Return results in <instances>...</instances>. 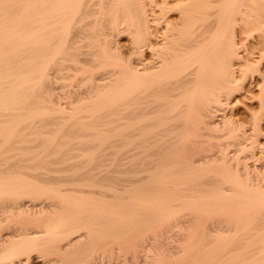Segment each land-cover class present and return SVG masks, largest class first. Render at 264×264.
Here are the masks:
<instances>
[{
    "label": "bare ground",
    "instance_id": "6f19581e",
    "mask_svg": "<svg viewBox=\"0 0 264 264\" xmlns=\"http://www.w3.org/2000/svg\"><path fill=\"white\" fill-rule=\"evenodd\" d=\"M246 1L264 10L186 0L179 31L163 21L153 45L130 0H0V264H139L138 251L145 264H264V183L243 156L262 145L264 99L244 119L250 142L219 113L240 59L225 34ZM257 14L246 23L264 31ZM119 25L151 60L119 53ZM171 226L174 247L158 234Z\"/></svg>",
    "mask_w": 264,
    "mask_h": 264
},
{
    "label": "rangeland",
    "instance_id": "374dc122",
    "mask_svg": "<svg viewBox=\"0 0 264 264\" xmlns=\"http://www.w3.org/2000/svg\"><path fill=\"white\" fill-rule=\"evenodd\" d=\"M131 2H135V4L137 5V6H139V7H136L135 5H134V3L132 4L133 5V7L135 6V8H137V11H139V12H136L138 15H140V16H138V17H140L141 18V13H142V15L145 17V19H146V23H147V21H149L148 23H147V26H148V28L151 30V31H153L152 33H154V34H157L158 32L159 33H162L163 31L162 30H164V27L166 28V23H164V22H167V23H171L172 24V27L174 28V27H176V29H172V30H174V31H172V32H175V33H177L178 31H179V29L178 28H180L179 27V23L181 22V9L180 8H177L178 6H180V5H182L181 3L182 2H184V1H186V0H164L165 2H166V4H164L165 2H163V4H162V1L163 0H130ZM139 1H142V2H139ZM161 1V2H160ZM167 1L169 2L168 4H167ZM211 5L213 4L214 5V3L212 2L211 3V0H207ZM218 3H220L219 1H218ZM246 4H244L245 6H243V4H242V6L243 7H245V9L243 8V7H240V13L241 14H236L235 13V16L236 17H234V18H237L236 20H235V22H232V26L230 25L229 26V28H228V30L229 31H226V34H225V40L227 41V42H225V43H229V40H230V42H234L233 44H234V46H235V52L237 53V56H239V60L237 59V58H235L234 60H233V68H234V74H235V77H234V79L235 78H237L235 81H234V85H235V87L236 88H234L232 91H230L231 93H230V95L228 96V98L229 99H227L226 101L228 102H226L225 101V103H226V105L224 106L223 105V103H224V100H223V103H222V107H221V111H219V113H221L222 112V114L223 115H228V116H230L231 118L234 116L235 118H234V120H235V122L238 120V123H237V125H239V126H237V127H240L236 132L238 133V134H241V132H242V130H245V131H243V132H245V133H242V134H245L246 135V133H247V131L249 130V128H248V126L250 125H248V124H246V120H244V119H246L247 118V123H249V118L247 117V116H249L250 115V110H251V112H253V111H259L258 110V104H259V100L261 101V99L263 100L264 99V95H262V93L264 92V89L262 90V88H264V84H262V87L260 86V88H259V86L257 85V84H259V83H257V81L258 80H256L255 81V78L256 79H259V75H260V72H261V74H264V33H261V34H259V32H262L263 30L262 29H257V25L256 26H252V25H249V24H247L246 23V21H248L249 22V18H250V20L251 19H253L254 18V16H255V14L256 13H258L257 15H259V14H262L263 12H264V10L262 9V7L259 5V4H257L256 3V1L255 2H253L252 4L251 3H249V1L247 2H245ZM257 5H256V4ZM184 4V3H183ZM251 4V5H250ZM162 5V6H161ZM167 5H169V6H167ZM211 5L209 6L210 8H212L213 7V5H212V7H211ZM249 5H250V7H249ZM255 5L256 6H260L261 7V9L263 10V12L262 13H260V7L258 6V7H255ZM157 8H156V7ZM163 6H166V8L164 7V9L165 10H167L168 11V9H169V12H167V11H165L164 9H163ZM217 6H218V4H217ZM216 5L212 8V9H210L209 8V11L211 10L213 13H215L216 11L218 12L219 11V8L217 7ZM152 7V8H151ZM159 7V8H158ZM215 7H216V9H215ZM134 8V9H135ZM140 8H141V10H140ZM243 8V9H242ZM257 8V9H256ZM258 8H259V10H258ZM160 9H163V10H160ZM171 9H172V11H171ZM214 9H215V12H214ZM241 9H242V11H241ZM248 9H249V11H248ZM252 9V10H251ZM254 9V10H253ZM261 10V11H262ZM135 11H136V9H135ZM141 11V12H140ZM158 11V12H157ZM179 11V12H178ZM210 11V12H211ZM246 11V12H245ZM254 11V12H253ZM257 11V12H256ZM161 12V14L159 15V13ZM166 12V13H165ZM238 12V13H239ZM244 12V13H243ZM251 12H253V14H250ZM256 12V13H255ZM152 13V14H151ZM163 13L166 15H164L165 17H164V19L161 17V16H163ZM173 13V14H172ZM255 13V14H254ZM125 14V13H124ZM243 14V15H242ZM248 14H250V17H249V15ZM264 14V13H263ZM262 14V15H263ZM159 15V16H158ZM248 15V17L249 18H247V20H246V16ZM241 16H244V17H241ZM158 17H159V20H158ZM264 17V16H263ZM139 18V19H140ZM157 18V19H156ZM160 18H161V20H160ZM239 18H240V20H239ZM123 19H121V21H122ZM169 20V21H168ZM174 20V21H173ZM180 20V21H179ZM239 21V23H238V21ZM159 21V22H158ZM163 23H162V22ZM255 21V20H254ZM253 21V22H254ZM174 24H173V23ZM178 22V23H177ZM243 22V23H242ZM153 23V25H151ZM240 23H242V24H240ZM244 23L246 24V25H244ZM170 24V25H171ZM121 25V24H120ZM119 25V28H118V30L120 31H116V35L114 34V36H113V42H115V45H116V47H117V49L119 50V53H121L122 52V56L124 55L125 56V54H128L127 56H129L130 57V54L133 52V51H136V53H134V55L132 56V54H131V58H128L129 60H131L132 59V61L133 62H137L136 61V59L138 60V62L141 60V62H143L144 60H145V56H146V60L149 58V56L151 57V55H149L150 54V51L148 52V49H146L145 47H144V51L143 50H141L140 48H139V46H137V45H135L136 47H137V49H136V47H135V49H134V46H133V48L131 49V47H132V44L134 45V43H132V42H134V40H133V35L130 33L131 31H127V30H125V32H124V29H125V27H124V25H122V27H124V29L123 28H121V26ZM151 25V26H150ZM155 25V26H154ZM161 25V26H160ZM166 25V26H165ZM169 25V24H168ZM169 25V26H170ZM240 25V26H239ZM158 26V27H157ZM250 26H251V28H250ZM231 27H234V28H232L231 30H230V28ZM247 27V28H246ZM256 28V29H253V28ZM160 28H161V30H160ZM243 28V29H242ZM244 29H246V30H244ZM250 30L249 32L247 31V30ZM121 30H123V32L121 31ZM158 30V31H157ZM183 30V29H182ZM254 30V31H253ZM246 31V32H245ZM256 31V32H255ZM118 32V33H117ZM121 32H122V34H121ZM157 32V33H156ZM245 32V33H244ZM264 32V31H263ZM159 33L157 34V36L159 35ZM130 34L132 35V36H130ZM152 35L153 37H151V43L154 45V44H159L160 42H161V37L160 36H156V35ZM263 34V35H262ZM161 35V34H160ZM258 35V36H257ZM231 36V37H230ZM261 36V37H260ZM154 37H157V39H155ZM257 37V38H256ZM259 37V38H258ZM154 38V39H153ZM158 38H159V40H158ZM157 42H156V41ZM260 40V41H259ZM262 40V41H261ZM156 42V43H155ZM159 42V43H158ZM261 42V43H260ZM257 43V44H256ZM261 44H262V46H261ZM118 45V46H117ZM251 45V46H250ZM253 45V46H252ZM131 46V47H130ZM238 47V48H237ZM249 47H251V48H249ZM260 50H259V49ZM262 48H263V50H262ZM84 49H85V47H84ZM121 49V50H120ZM253 49V50H252ZM258 49V50H257ZM132 50V51H131ZM137 50H139V51H137ZM146 50V51H145ZM246 50V51H245ZM131 53H130V52ZM245 51V52H244ZM254 51H256V52H254ZM259 51H260V53H259ZM261 51H262V53H261ZM125 52V54H123ZM145 54H144V53ZM244 52V53H243ZM246 53V54H245ZM248 53V54H247ZM136 54V55H135ZM143 54H144V56H143ZM240 54V55H239ZM245 54V55H244ZM139 55V56H138ZM248 55H249V57H248ZM261 55V56H260ZM263 55V56H262ZM127 56H125V58L127 57ZM136 56H137V58H136ZM260 56V57H259ZM251 57V58H250ZM139 58H141V59H139ZM144 58V59H143ZM135 59V60H134ZM261 59V60H260ZM145 60V61H146ZM149 60H151L150 58H149ZM258 60H259V62H258ZM148 61V60H147ZM239 61V62H238ZM240 63V64H243V65H245L244 66V68H247V70L246 71H242V70H240V67L238 66V67H236L237 66V64L236 63ZM244 62V63H243ZM258 62V63H257ZM246 63V64H245ZM260 63V64H259ZM234 64H235V67H234ZM250 65H252V67L250 66ZM257 65H259V67L256 66ZM255 66V67H254ZM249 67H250V70H249ZM254 68L255 69H257V70H254ZM258 68H260L259 70H258ZM236 69V70H235ZM239 70H240V72H239ZM64 71L65 72H67V70L65 69V70H63V72L61 71V73H64ZM103 72L104 71H106V70H102ZM102 71H96L95 72V74L98 76V74L99 75H101L100 73L102 72ZM242 71V72H241ZM250 71V72H249ZM256 72V74H257V72H258V76H256V74H255V72ZM99 72V73H98ZM102 72V75H101V77L105 74V72L103 73ZM237 72V73H236ZM239 72V73H238ZM241 74V75H240ZM248 76V77H247ZM96 77V76H95ZM98 77H100V76H98ZM258 77V78H257ZM97 78V77H96ZM97 79H99V78H97ZM239 80V81H238ZM60 81V80H59ZM56 82V83H62V81H60V82ZM68 82V81H67ZM55 83V84H56ZM74 83H78V82H76V80L74 81ZM238 85V87H237V85ZM241 86V87H240ZM84 87V86H83ZM239 88V90H237ZM261 89L262 90V92H261V90H259V89ZM235 89H236V91H235ZM241 89V90H240ZM260 92H259V91ZM235 93H234V92ZM261 93V95H259ZM264 94V93H263ZM260 97H259V96ZM257 96H258V99H257ZM263 97V98H262ZM243 98V99H242ZM261 98V99H260ZM239 103V104H237V103ZM224 103V104H225ZM233 103H235V104H233ZM229 104V105H228ZM232 104V105H231ZM228 105V106H227ZM227 106V107H226ZM232 106V107H231ZM226 108V109H225ZM256 108H257V110H256ZM226 111V112H225ZM226 114H225V113ZM233 113V114H231V113ZM237 112V113H236ZM254 112V113H255ZM231 114V115H230ZM249 114V115H248ZM233 119V118H232ZM241 120V122L243 123V121H244V123L243 124H245V125H243L242 123V125H243V127H241L240 126V120ZM264 118H262L260 121L261 122H259L260 123V125H261V131L263 132L264 131ZM263 125V126H262ZM244 126H245V129H241V128H244ZM250 127V126H249ZM263 128V129H262ZM261 131L259 132V133H261ZM249 132V131H248ZM264 133V132H263ZM263 133H261L260 134V136H258L257 137V139L259 140H257V142H258V144H262V145H257V146H254L253 148H251V150H249V149H247V150H245L246 152H244L245 154H243V156H245V158H247L248 160H250L251 162H253L252 164H256L255 166H256V168H254V165H252L247 159H246V161H247V163H249V170L251 169V168H253L255 171H256V169H258V171H259V174L262 176V182L264 183V152H262L263 150H264V135H263ZM249 134V135H248ZM247 137L246 138H248L249 139V142H250V140H251V138H249L250 136H251V132H249V133H247V135H246ZM249 136V137H248ZM115 138V137H114ZM117 138H115V140H116ZM248 139H246L245 140V143H248ZM247 141V142H246ZM248 144H250V143H248ZM204 146L205 145H201V146H198L197 148H199V147H202V149H204ZM258 146H263V148L261 147H258ZM109 148V150H113V148L114 147H108ZM230 148H231V146H230ZM234 148V147H233ZM249 148V147H248ZM105 149V148H104ZM106 150V149H105ZM115 150V149H114ZM254 150V151H253ZM253 152V153H252ZM260 152V153H259ZM243 153V152H242ZM248 153H251V154H248ZM263 153V154H262ZM249 155V157L250 156H252L251 158H249L248 157V155ZM255 154V155H254ZM247 155V156H246ZM254 155V156H253ZM257 156H259L258 157V159H257ZM260 158V159H259ZM257 159V160H256ZM255 160V161H254ZM261 161H262V163H261ZM255 162V163H254ZM257 162V163H256ZM262 164H263V166H262ZM252 167H251V166ZM259 165V166H258ZM261 169H259L258 167ZM260 166H262V167H260ZM253 169H251L250 170V172L252 173H254L255 174V178H257V177H259L260 175L259 174H257V175H259V176H257L256 177V172H254V170ZM252 173V174H253ZM258 173V172H257ZM251 174V175H252ZM254 177V176H253ZM260 178V177H259ZM258 178V180H260ZM261 182V183H262ZM186 215V214H185ZM181 230L180 228H178V226H171V227H169V228H167L165 231L164 230H161V231H163V232H161V233H158V234H161L159 237L161 238L162 237V243L163 244H166V245H168V246H176L177 245V243H179L177 240H176V238L178 239V237H180V231L179 230ZM179 231V232H178ZM175 232V233H174ZM177 232V233H176ZM175 234H177V235H179V236H176ZM176 236V237H175ZM175 238V239H174ZM177 242H176V241ZM176 244V245H175ZM137 255H138V257H139V264H145V263H147L146 261H145V258H144V252L143 251H138L137 252ZM116 259H113L112 260V263L113 264H116ZM111 263V264H112ZM128 264H132V262L131 261H129L128 262Z\"/></svg>",
    "mask_w": 264,
    "mask_h": 264
}]
</instances>
